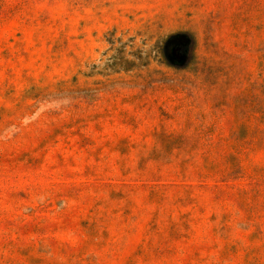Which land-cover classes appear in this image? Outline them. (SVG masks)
I'll return each instance as SVG.
<instances>
[{
    "label": "rangeland",
    "instance_id": "rangeland-1",
    "mask_svg": "<svg viewBox=\"0 0 264 264\" xmlns=\"http://www.w3.org/2000/svg\"><path fill=\"white\" fill-rule=\"evenodd\" d=\"M0 264H264V0H0Z\"/></svg>",
    "mask_w": 264,
    "mask_h": 264
}]
</instances>
